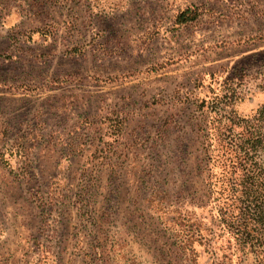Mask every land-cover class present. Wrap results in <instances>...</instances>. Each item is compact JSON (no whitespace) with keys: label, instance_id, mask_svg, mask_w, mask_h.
Segmentation results:
<instances>
[{"label":"rangeland","instance_id":"rangeland-1","mask_svg":"<svg viewBox=\"0 0 264 264\" xmlns=\"http://www.w3.org/2000/svg\"><path fill=\"white\" fill-rule=\"evenodd\" d=\"M263 105L264 0H0V264H254L199 163Z\"/></svg>","mask_w":264,"mask_h":264},{"label":"trees","instance_id":"trees-1","mask_svg":"<svg viewBox=\"0 0 264 264\" xmlns=\"http://www.w3.org/2000/svg\"><path fill=\"white\" fill-rule=\"evenodd\" d=\"M190 13H181L176 23L192 21ZM224 119L230 126L207 135L199 166L205 173L216 223L240 252L253 257L254 264H264V105L252 118L232 112ZM233 128L241 130L235 133ZM214 237L210 225L191 236L194 241L209 242L208 246ZM187 252L195 261L191 245Z\"/></svg>","mask_w":264,"mask_h":264}]
</instances>
